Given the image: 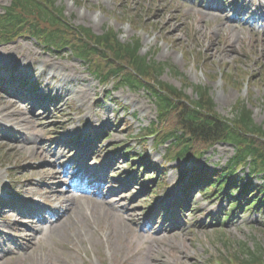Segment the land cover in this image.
I'll return each mask as SVG.
<instances>
[{"label":"rangeland","instance_id":"rangeland-1","mask_svg":"<svg viewBox=\"0 0 264 264\" xmlns=\"http://www.w3.org/2000/svg\"><path fill=\"white\" fill-rule=\"evenodd\" d=\"M55 1L75 26L96 34L114 29L122 42L140 36L142 55L158 51V62L175 66L190 84L209 88L223 117L232 119L242 101L254 122L264 125V8L258 9L264 0ZM11 3L0 0V14ZM207 3L224 9V16L200 12ZM43 58L56 63V74ZM0 61V264H234L241 247L264 253L262 214L234 209L228 196L208 198L195 190L185 212L174 208L164 217L152 194L157 185L149 182L139 190L133 176L121 178L128 163L110 152L124 144L143 155L147 149L148 172L165 168L168 189L160 190V201L170 205L184 197L191 172L226 169L234 146L218 144L199 161L165 165L164 147L156 148L154 138L139 143L136 137L158 118L145 90L102 87L83 62L32 39L1 45ZM68 73L72 80L65 78ZM162 81L196 96L169 70ZM26 83L33 87L22 90ZM43 98L48 102L42 105ZM22 113L32 122L22 123ZM84 135L85 145L75 151L72 142H83ZM136 175L147 182L148 174ZM238 181L264 185L263 176L252 178L248 167L239 171ZM68 188L84 193L74 192L82 196L76 200ZM60 190L67 194L58 206ZM66 207L70 219L56 222Z\"/></svg>","mask_w":264,"mask_h":264},{"label":"trees","instance_id":"trees-1","mask_svg":"<svg viewBox=\"0 0 264 264\" xmlns=\"http://www.w3.org/2000/svg\"><path fill=\"white\" fill-rule=\"evenodd\" d=\"M135 22L139 23L137 19ZM19 38H33L56 52L68 50L85 62L103 84L114 83L117 88L144 89L150 93L157 105L158 122L145 135L153 137L157 146H166L167 162L200 160L218 144L234 146L235 156L226 169L213 173L195 171L191 188L198 184L200 194L206 197L228 196L233 206L243 210L248 205L264 216V185L240 186L236 175L249 167L252 178H264V125L254 122L245 103L234 106L232 119L223 117L216 112L209 88L190 84L183 78L186 87H192L196 95L191 98L163 82L161 78L167 70L176 77L182 75L171 64L158 62L151 55L143 56L139 37L124 43L113 29L97 35L89 28L75 26L54 0H12L0 14V45ZM225 79L236 84V78ZM121 154L136 164L144 160L131 150ZM143 167L148 168L146 164ZM154 170L160 173L158 168ZM161 183L165 186L164 178ZM246 250L241 247L232 263L264 264L263 250Z\"/></svg>","mask_w":264,"mask_h":264},{"label":"bare ground","instance_id":"bare-ground-1","mask_svg":"<svg viewBox=\"0 0 264 264\" xmlns=\"http://www.w3.org/2000/svg\"><path fill=\"white\" fill-rule=\"evenodd\" d=\"M232 6H234V4H231V6L230 7H232ZM247 6V5H246ZM200 12H203V13H205V15L206 14H208V15H211V13H217V15H218V17H223L224 16V13L226 12L224 9H219L217 6H215V5H213V4H209V3H207V7L205 6V5H203V4H201L200 5ZM259 8H264V3H261L260 4V6H259ZM204 11H208V12H210V13H206V12H204ZM262 22H264V18L262 19ZM237 23H239V22H237ZM242 26H247V25H245V24H241ZM234 28L236 29L237 27L236 26H234ZM243 28V27H242ZM241 30H243V29H241ZM214 49V48H213ZM4 58H6L7 60H9V58H8V55H4ZM40 61H43V64H44V66H46V68L52 73V74H56L57 73V70H56V63L53 61V60H47V59H41ZM0 63H3V61H0ZM65 78L67 79V80H72L73 78H72V75L70 74V73H68L67 74V76L65 75ZM76 80H77V78H75ZM30 86V85H29ZM25 88H27V87H25ZM22 90H24V89H22ZM87 93L88 94H90V90H88L87 91ZM10 108V107H9ZM18 115H20V113L18 114ZM20 117H22V123H24V124H27V123H30V122H32L30 119H28V118H25L24 116H23V113H22V115L20 116ZM34 121V120H33ZM59 161H60V158H59V160L58 159H55V161H54V164L56 165V170H58L59 169ZM62 174H64V172H62ZM71 188H72V186H70ZM67 193L68 194H71L72 195V197H75V199L77 200V199H79L80 197H77V196H75L74 195V192H77V190L76 189H74V191H71V190H69V188L67 189ZM67 193H63V191H61L60 190V193H59V195L57 196V201H58V206L59 205H61L62 204V199L65 197V195L67 194ZM66 203H67V200L65 201ZM65 202H63V203H65ZM110 205H112L113 207H116L115 206V204L114 203H110ZM132 213H136V209H134V208H132ZM70 214H71V211L69 210V208L68 207H66V209L64 210V212L63 213H60L59 215H58V218H57V220H56V222H61V221H63V220H69L70 219ZM47 221V220H46ZM45 221V223H47ZM55 222V223H56ZM23 256H25V254H23Z\"/></svg>","mask_w":264,"mask_h":264}]
</instances>
